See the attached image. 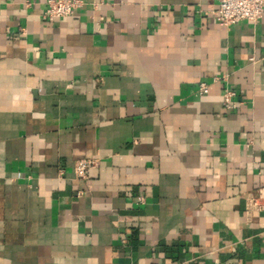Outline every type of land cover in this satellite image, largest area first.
I'll return each mask as SVG.
<instances>
[{
  "label": "crops",
  "instance_id": "1",
  "mask_svg": "<svg viewBox=\"0 0 264 264\" xmlns=\"http://www.w3.org/2000/svg\"><path fill=\"white\" fill-rule=\"evenodd\" d=\"M83 1L0 0V264H264V11Z\"/></svg>",
  "mask_w": 264,
  "mask_h": 264
},
{
  "label": "built area",
  "instance_id": "2",
  "mask_svg": "<svg viewBox=\"0 0 264 264\" xmlns=\"http://www.w3.org/2000/svg\"><path fill=\"white\" fill-rule=\"evenodd\" d=\"M83 0H46V7L43 12V18L47 21H53L60 17L72 15L77 8L82 6ZM264 11V0H218V5L212 13L224 26H231L242 20L258 22ZM220 79V77H215ZM223 80H226L224 77ZM210 85L206 82L199 84L198 92L207 94ZM236 92L225 87L223 94V104L225 108L232 109L235 104L233 101ZM96 159H80L75 163V173L82 178L89 176V171L96 166ZM141 198V197H140ZM264 211V187H261L255 193H250L245 198V217L251 221L254 213Z\"/></svg>",
  "mask_w": 264,
  "mask_h": 264
}]
</instances>
